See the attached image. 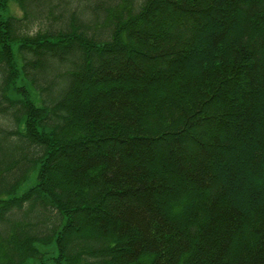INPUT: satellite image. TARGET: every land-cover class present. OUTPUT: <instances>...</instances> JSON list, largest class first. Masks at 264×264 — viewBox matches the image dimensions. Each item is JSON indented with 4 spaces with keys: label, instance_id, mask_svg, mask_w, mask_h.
I'll return each instance as SVG.
<instances>
[{
    "label": "trees",
    "instance_id": "trees-1",
    "mask_svg": "<svg viewBox=\"0 0 264 264\" xmlns=\"http://www.w3.org/2000/svg\"><path fill=\"white\" fill-rule=\"evenodd\" d=\"M14 1L0 264H264V0Z\"/></svg>",
    "mask_w": 264,
    "mask_h": 264
},
{
    "label": "rangeland",
    "instance_id": "rangeland-1",
    "mask_svg": "<svg viewBox=\"0 0 264 264\" xmlns=\"http://www.w3.org/2000/svg\"><path fill=\"white\" fill-rule=\"evenodd\" d=\"M8 6L1 10L0 9V14L2 16H7V15H16L20 16L21 15V10L16 4L14 0H9ZM36 181V175L35 172H31L29 178L23 182L20 187L17 189L16 194L22 193L24 190H26L28 187L33 185ZM38 248L44 252V258L47 262H52V257L56 256V245L55 242L53 241L52 243H49L47 245H42V244H37ZM39 261L37 257H30L26 259L25 264H36Z\"/></svg>",
    "mask_w": 264,
    "mask_h": 264
}]
</instances>
